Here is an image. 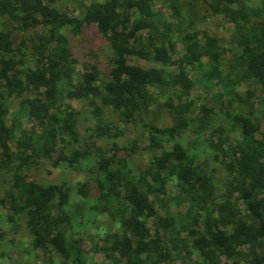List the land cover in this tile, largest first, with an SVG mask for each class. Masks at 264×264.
Wrapping results in <instances>:
<instances>
[{
	"label": "trees",
	"instance_id": "obj_1",
	"mask_svg": "<svg viewBox=\"0 0 264 264\" xmlns=\"http://www.w3.org/2000/svg\"><path fill=\"white\" fill-rule=\"evenodd\" d=\"M61 1L0 0V210L9 224L25 228L30 251L48 264H264V131L253 112L230 108L254 96L264 104L257 95L264 91V0H200L204 19L230 25L225 38L185 15L183 0L83 3L81 16ZM85 26L105 39L110 57L79 73L69 33ZM197 85L211 105L191 96ZM65 94L85 100L95 129L62 104ZM159 105L170 121L144 123L146 170L125 160L137 139L124 149L97 144L120 130L105 122L107 110L127 125ZM26 116L31 130L20 121ZM200 141L224 166L222 183L198 164ZM65 161L85 168L87 179L74 186L27 178L29 168ZM87 210L108 219L90 251L102 254L101 262L81 246Z\"/></svg>",
	"mask_w": 264,
	"mask_h": 264
},
{
	"label": "rangeland",
	"instance_id": "obj_2",
	"mask_svg": "<svg viewBox=\"0 0 264 264\" xmlns=\"http://www.w3.org/2000/svg\"><path fill=\"white\" fill-rule=\"evenodd\" d=\"M96 1L104 0H62L61 5L68 12L81 16L84 11L83 3L89 4ZM160 1L162 2V0ZM182 4L183 5L181 7L184 8L182 12H184L185 15L192 17L194 23L197 20V24H199V27H201L202 29L209 28L214 33L224 38L229 36L230 25L223 22V19H221V17L214 16L211 18L209 17L211 15H208V20L203 18L206 15V11L203 7V2H201L200 0H183ZM157 8L162 9V11L166 15L171 16L172 12L168 7H163L161 6V4H158ZM20 33L21 32L19 31L16 32L17 35H19ZM69 38L76 58L79 60V73L84 70V65L88 62L99 64L101 68L108 64L110 49L108 47V44L105 42V39L101 35H99V33L94 28L85 26L83 27L82 32L78 34H74L71 30V32L69 33ZM231 56L232 54L230 53L225 56L224 65H226L228 59L227 57ZM130 60L132 63L140 64L145 68H150L152 66L159 67V65L153 62L145 61L137 57H132L130 58ZM196 87L197 89H194L191 96L195 98L197 102H202L199 96L201 98L203 97L204 100L208 102L209 105H211L212 103L208 100V98H206L207 94L204 88L201 85H197ZM239 91L241 95L245 97L246 90L244 89V87H239ZM66 94L62 98V104L69 105L70 107H73L76 110L84 113L85 116L84 118L81 117V122L85 124V129L87 127L89 129H95L97 121L91 113V110L89 111L90 108L85 100H78L70 96L67 97ZM263 94L264 91L258 89L257 95L261 96ZM230 108L232 110L235 109L237 111H242L245 113L253 112V115L260 122L262 130L264 131V104L262 103V100L260 98H256L254 96L243 105L238 106L237 102L234 107ZM67 110L68 109H66V111ZM107 111V115L104 117L105 122L109 125H112V127H114L113 129L119 126L120 130H112L111 136L109 138L106 137L104 139H99L97 141V144L102 146L103 148L110 149L113 147L114 143H117L124 149V147H130L133 140L137 139L140 145L139 148L131 155H127L128 157H126L125 160L134 168L136 167L141 170H146L149 166L150 155L147 149V145L149 143L148 133L144 127V123L149 119L152 122L158 121L159 123H162V125H167L170 121L168 111L165 110L162 105H159L158 109L152 112L150 118L148 116H145L148 114L142 113L139 115L134 124L127 125L120 122V117L116 113L112 112L111 110ZM219 115L220 117H223L222 114ZM20 121L27 129L31 130L33 128L31 123L32 121H30L27 116L20 118ZM84 136H86V133H84ZM190 139V136H187L185 137L184 142L187 144V141ZM202 143V141L199 142L200 148L198 150L200 152L197 156V162L203 169L211 170L212 175L214 174V176L218 179L222 177V179H220L222 183L223 180L228 176V174L225 172V168L222 165L220 159H217L214 156V151L204 150ZM123 152L124 151H121V154H123ZM54 156H56V154H54ZM68 157L71 158V155H69ZM84 169L82 170V167H70L69 164L66 163V161L62 166L57 168H54L52 165H50V163H44L34 168H29L28 170H26V175L29 180H38L40 182L66 180L68 182H71L75 186L74 183L87 179V173H85ZM1 184L2 183H0V191L2 190L3 186H1ZM76 199L78 198L74 195L73 201L75 202ZM169 207L172 211H185V207H173L171 205ZM4 214L5 213L0 210V225L5 227L3 228V231L6 234L4 247L0 250L1 253L4 252L3 263L48 264L44 259L38 256L41 255L40 252L30 251L28 235L26 234L27 231L25 230V228L23 229L22 226L20 228L13 227L11 224H9L7 217H5ZM95 215V213L88 212V210L81 215L80 223H83V221H85V225H83L81 228V231L84 234L83 238H81V246L86 251V255H88L89 253V257H93L95 261L101 262L104 259V256L100 253L93 254L90 251L92 250V240L96 242L99 240V233H101L102 228L100 224H107L108 219L102 218V216H100L98 219L95 217ZM94 217L96 219L95 221ZM5 222L8 224H6ZM103 230H107V226L103 228ZM77 238L78 236L74 235L71 239L74 240ZM224 261L226 262L225 259Z\"/></svg>",
	"mask_w": 264,
	"mask_h": 264
}]
</instances>
